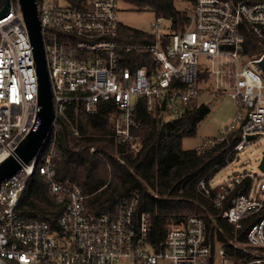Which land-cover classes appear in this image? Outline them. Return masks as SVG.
Masks as SVG:
<instances>
[{
  "label": "built area",
  "instance_id": "2783aa9c",
  "mask_svg": "<svg viewBox=\"0 0 264 264\" xmlns=\"http://www.w3.org/2000/svg\"><path fill=\"white\" fill-rule=\"evenodd\" d=\"M118 1L35 0L54 118L34 156L0 181V264H209L210 259L231 264L222 246L212 249L202 217L167 223L155 249L147 242L148 214L136 211L137 192L120 198L112 212H93L77 183L57 178L54 161L67 109L95 112L99 102L110 103L116 141L138 149L133 134L141 123L134 112L138 98L169 120L212 93L228 94L244 108L241 124L227 129L240 126L241 139L231 151L243 150L247 135L264 133V0H194L184 29L164 31L156 22L149 32L153 40L134 42L121 38ZM138 53H148L150 61L131 67ZM37 93L19 0H9L0 17V162L15 155L19 142L38 127ZM35 172L61 205L49 220L19 210ZM263 173L256 166L233 171L210 187L198 183L235 228L256 218L245 232L255 248L264 246ZM227 198L230 204L224 207Z\"/></svg>",
  "mask_w": 264,
  "mask_h": 264
},
{
  "label": "trees",
  "instance_id": "16d2710c",
  "mask_svg": "<svg viewBox=\"0 0 264 264\" xmlns=\"http://www.w3.org/2000/svg\"><path fill=\"white\" fill-rule=\"evenodd\" d=\"M122 1L138 10L148 9L156 18L169 19V30L179 31L190 22L194 0H186L189 8L182 10L176 8L174 0ZM120 28L124 42L154 38L147 31L124 24ZM147 61L148 53H138L129 65L135 67ZM134 112L141 122L133 130L140 142L138 149L131 143L116 141L110 103L99 102L95 112L67 109L66 116L61 118L65 133L60 128L59 155L54 161L57 178L77 183L86 195V207L96 213L112 212L120 198L137 192L136 211L148 214L147 242L155 249L165 237L167 223L196 215L204 220L212 249L222 246L231 264H264L257 261L264 259V246L255 248L246 240V229L256 218L251 217L241 228H235L222 215L221 208L198 189L201 180L210 187L215 174L233 160L235 151L231 150L241 139L240 126L218 135L222 136L220 139L214 137L199 147L184 149L183 138L193 136L198 123L209 112L205 102L193 101L179 114L164 120L138 98ZM216 190L217 187L211 188V195ZM246 190L247 186L243 188ZM229 204L230 198L225 199L224 207ZM19 210L25 216L47 220L60 212L61 205L48 192L38 172L30 178Z\"/></svg>",
  "mask_w": 264,
  "mask_h": 264
},
{
  "label": "rangeland",
  "instance_id": "374dc122",
  "mask_svg": "<svg viewBox=\"0 0 264 264\" xmlns=\"http://www.w3.org/2000/svg\"><path fill=\"white\" fill-rule=\"evenodd\" d=\"M174 4L177 9L189 8L186 0H174ZM117 17L122 24L147 32L154 31L153 25L156 22L161 25L164 31H168L170 28L169 19L156 18L152 11L135 9L122 0L118 1ZM200 100L208 105L209 112L198 123L195 134L183 138L181 145L184 149L199 147L204 141L222 135L232 126L241 124L238 116L243 113L244 108L237 99L225 93H212L200 97ZM263 153L264 133L251 139L243 150L235 151L233 160L215 174L212 178V183L225 180L233 171L244 169L255 171L259 158ZM239 246H246V244H239ZM259 260V263L263 261L262 259Z\"/></svg>",
  "mask_w": 264,
  "mask_h": 264
},
{
  "label": "water",
  "instance_id": "95a60500",
  "mask_svg": "<svg viewBox=\"0 0 264 264\" xmlns=\"http://www.w3.org/2000/svg\"><path fill=\"white\" fill-rule=\"evenodd\" d=\"M19 4L32 45L33 59L36 67L40 123L36 129L31 130L19 142L15 148V155H9L0 162V181L14 174L21 167V162L27 163L34 156L54 118L52 92L36 3L35 0H19ZM8 6L9 0H0V17L7 13ZM260 64L264 69V63L260 62ZM60 124L63 133H65L63 122L61 121ZM256 136V134H249L246 136V139L250 141ZM257 167L261 171L264 170V153L260 156Z\"/></svg>",
  "mask_w": 264,
  "mask_h": 264
}]
</instances>
